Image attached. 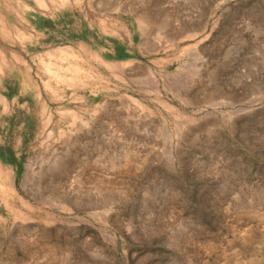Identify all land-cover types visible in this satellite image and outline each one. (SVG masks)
<instances>
[{
	"label": "rangeland",
	"instance_id": "obj_1",
	"mask_svg": "<svg viewBox=\"0 0 264 264\" xmlns=\"http://www.w3.org/2000/svg\"><path fill=\"white\" fill-rule=\"evenodd\" d=\"M33 1L0 0L36 209L0 205V264H264V0Z\"/></svg>",
	"mask_w": 264,
	"mask_h": 264
},
{
	"label": "bare ground",
	"instance_id": "obj_2",
	"mask_svg": "<svg viewBox=\"0 0 264 264\" xmlns=\"http://www.w3.org/2000/svg\"><path fill=\"white\" fill-rule=\"evenodd\" d=\"M33 2L35 3L34 5L36 7L42 6V0H34ZM0 6L2 7L3 5L0 4ZM2 9H4V8H2ZM4 10H6V9H4ZM16 18H17V16L15 18H13V21H15ZM15 22H17V21H15ZM0 26H7V22L5 21V17L3 18L2 12H0ZM21 26H25V25L23 24ZM10 106H13V104ZM12 108L11 109L5 108L2 110L1 113H3L4 115H7L8 112L10 113ZM7 134H8V130L6 132V135ZM59 166H61V164H59ZM26 170L24 167H22L20 172H19V181L21 183L23 182V180H25V177L27 176ZM11 180H12V178H11V174H10L9 169L6 166H4V164H2L0 162V205L6 211V214L11 218L20 217L21 219H24V218L28 219V218L34 216L36 214V209L26 205L23 201L19 200L18 198H15V196L13 195V193L10 189ZM26 253L28 254L27 251H26Z\"/></svg>",
	"mask_w": 264,
	"mask_h": 264
},
{
	"label": "crops",
	"instance_id": "obj_3",
	"mask_svg": "<svg viewBox=\"0 0 264 264\" xmlns=\"http://www.w3.org/2000/svg\"><path fill=\"white\" fill-rule=\"evenodd\" d=\"M5 27H6L7 30H8V26H5ZM1 29H2V28H0V31H2ZM3 32H4V31H3ZM0 35H1L0 37H1L2 39H5V40L7 39V34H5V33L3 34L2 32H0Z\"/></svg>",
	"mask_w": 264,
	"mask_h": 264
}]
</instances>
